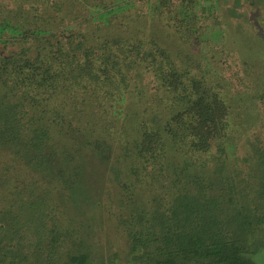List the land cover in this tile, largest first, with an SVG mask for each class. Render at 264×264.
<instances>
[{
	"label": "trees",
	"instance_id": "trees-1",
	"mask_svg": "<svg viewBox=\"0 0 264 264\" xmlns=\"http://www.w3.org/2000/svg\"><path fill=\"white\" fill-rule=\"evenodd\" d=\"M122 3L0 0V250L11 264L30 260L24 234L41 205L63 189L65 199L85 196L87 188L85 200L96 199L102 183L95 184L90 167L94 158L114 157L136 163L129 185L142 191L140 205L135 199L119 213L134 259L257 264L255 254L264 250V143L244 133H264V77L258 82L246 72L252 62L221 50L213 59L232 58L237 69L230 77L246 91L226 79L220 85L158 39L151 15L144 22L119 18L135 0ZM261 34L263 28L255 39L264 53ZM70 110H83L84 121L69 119ZM241 145L245 155L235 151ZM150 188L162 201H152Z\"/></svg>",
	"mask_w": 264,
	"mask_h": 264
},
{
	"label": "rangeland",
	"instance_id": "rangeland-1",
	"mask_svg": "<svg viewBox=\"0 0 264 264\" xmlns=\"http://www.w3.org/2000/svg\"><path fill=\"white\" fill-rule=\"evenodd\" d=\"M122 1V4H126L130 0ZM197 1L199 3L196 5V0H171L167 7L160 9L158 6L160 0H135L133 7L121 11L123 14H119V18L126 17L125 21H128L127 16L132 15L135 20L144 22L145 19L148 21L151 15L154 26L157 27H154V31L158 34V39H165L167 45L177 55L182 54L180 59H184L185 63L188 64L187 59H194L197 66L201 64L203 67H199L198 70L206 76L213 77L220 85L226 83L222 80L226 79L231 81L230 84H234L238 91L243 89L240 85L242 83L230 77L232 70L237 69L234 67L236 64L233 59H228L229 56L222 57L223 62L213 59L212 56H217L221 50L225 55L229 53L227 50L237 52L242 61L252 62L253 67L246 72L260 82L264 77V53L257 49L258 40L255 39V34L260 28L264 29V0ZM99 12V9L91 8L89 13L99 18L102 16ZM184 18L188 21L186 22ZM161 26L166 27L165 32ZM262 36L264 34H261ZM227 61L231 65L229 68L226 65ZM232 90L231 92L236 93L233 87ZM242 91H246L245 88ZM235 101H231L234 108L236 104L241 106ZM87 110L89 111L88 107ZM70 112L69 119L84 121L83 110L75 115L72 110ZM254 117H257L256 113ZM250 130L244 133L245 138L251 134L247 141L256 140L258 135H261L260 140L264 143V133ZM254 133H257V136H254ZM246 149L247 146L241 145L235 151L237 154L245 155ZM230 150L232 151L229 149L228 153ZM94 160L96 163L90 167L97 170L93 172L96 175H93L94 178L97 179L94 183L97 186L102 183V186L93 192L97 198L85 200V197L91 194L89 188L86 189L85 196L73 194L71 200L65 199L67 196L65 189L62 192L57 191L59 198L53 203L51 201L43 203L40 217L27 228L23 250L28 252L30 260L19 264H149L145 260L139 261L131 256L127 248V236L122 232L123 223H119L122 207H125L126 212L134 207L137 201L140 205L139 197L142 196V191L131 190L129 185L133 183L132 172L136 163L130 160L123 163L114 157L109 162L98 158ZM109 164L118 167H114V170ZM101 165H107L109 172H105ZM110 186L120 191L124 189L128 194L122 193L119 196L115 189L111 195L108 192ZM150 191L154 196L153 202L162 201L160 194L151 188ZM50 192V190L45 192L49 198L53 196ZM143 207L141 204L140 208ZM111 213H115L116 216ZM254 260L257 264H264L263 249L255 254ZM0 264H11L10 258L3 250H0Z\"/></svg>",
	"mask_w": 264,
	"mask_h": 264
}]
</instances>
